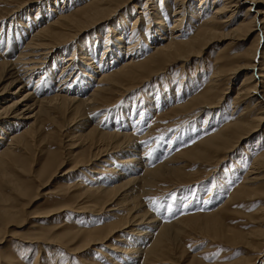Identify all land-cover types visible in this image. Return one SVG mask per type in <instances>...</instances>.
Here are the masks:
<instances>
[{"label": "bare ground", "instance_id": "obj_1", "mask_svg": "<svg viewBox=\"0 0 264 264\" xmlns=\"http://www.w3.org/2000/svg\"><path fill=\"white\" fill-rule=\"evenodd\" d=\"M63 1H66L64 3H68V5L63 4ZM133 1L61 0V6L55 8L59 0H10L8 10L10 16H13L10 22L16 19L24 20L25 17L23 18V16L26 15L29 20H32L33 26L37 25V28L29 35L27 33H30L28 32L30 30L25 28L29 26L30 22L26 20L22 23L20 21V26L25 28L16 32L15 39L11 40V37H7L5 40L2 38L4 31L0 27V168L16 164V159L27 153L30 147L37 142L39 133L45 124L57 115L66 114V121L68 122L66 126L72 127L74 125L77 126L78 130L85 131L89 125L88 121L97 111L104 109L105 111L96 123L90 122V128L86 133L79 131L81 137L90 141L91 147L95 151L93 150L87 160H79L74 169L85 163L88 165L93 158L98 159L100 154H109L111 159L104 160L106 163H113L112 159H115L117 163H123L120 169H117L118 172L111 174L112 179L108 178L110 176L103 179L102 177H95L97 181L86 183L82 178L78 180V182H82L81 185L86 193L101 195V201L105 206L112 205L118 196H121V199L125 201H123L124 203L129 202L130 204L125 209L128 213V219L125 223H115L102 232L105 233L103 236L105 239L110 237L118 228L120 229L122 225L130 227L127 232L130 233L129 235H134L132 237L134 242H131V239L125 241L122 239L126 246L121 244L120 250L123 255L119 256H122L124 262L121 260L120 263L118 260L113 261L112 264H149L156 254L165 249L167 242L171 245L175 238L177 240L180 237L184 227L183 223H179V218L172 221L169 219L165 222L161 221L166 216V218H170L173 212L164 213L158 210L155 213L150 208V200L153 198L151 194L156 182L168 173L173 171L178 173L181 167L174 165L177 160L172 155H167L166 158L159 160L155 166L150 167L149 155L147 154L148 147H144L147 142L144 139L148 141L150 135L152 138V129L144 131L143 135L139 136L135 131L139 127H136L137 123L132 122L133 112L128 114L121 110L108 111L110 99H113V94L115 96V93L120 91H116V89H124L126 92H130L143 85L147 81L145 78L169 69L170 65L178 61H182L181 67H186L194 58L200 57L212 43L225 41V45L220 48V58L217 60L219 65L211 73L205 89L197 96L190 97L189 103L185 106L181 102L178 103L176 108L182 107L180 111L183 112L178 113L177 110L172 113L171 111L172 115L162 116L163 119L174 120L195 110H201L205 111L206 114L203 126L205 130L209 132L208 129L216 127L214 131H210V135L201 137L202 139L198 141V144L192 148L193 151L187 153L189 149L187 152L181 153L180 157H185L186 154L193 156V158L194 156L209 157L210 154L215 155L228 148L230 150L245 135L253 134L254 131L258 130L264 122V71H262L264 70V17H261L264 14V0H189L188 3L186 0H140L135 2L132 9L128 11L129 15L122 16L121 21H119L127 23V20H130L132 27L130 26L128 29L126 26L112 27L110 24L112 28H108V31L102 36H96L95 41L92 40L88 44L86 42L84 48L77 44L74 45L78 34L90 23L104 17L109 18L116 6H128ZM197 1L199 2L198 5L195 3ZM51 2L55 5L54 10H50ZM73 2H76L75 9H73L74 7L71 8ZM246 3L249 4L246 9V16L240 19L237 25L232 26L239 14L237 12L242 4ZM34 5L37 9H41L40 15L38 12L32 16L31 10ZM55 12L54 20H49V15L52 16L51 13ZM190 28H195L196 31L193 33L189 30ZM253 33H255L254 40L239 50L241 42ZM27 35L28 38L25 37ZM98 38L105 42L103 45L101 42L100 44L108 49V53L104 52V54L111 55L110 59H115L113 63L117 62L118 64L112 71L103 68L100 71L102 72L100 77L97 75L98 68L108 65L110 59L100 65L104 56L100 53V63L95 65L98 62L96 55L98 56L100 52L97 49L100 44H96V42L99 43ZM141 40L146 41V45L142 46ZM125 42L128 44L123 46ZM10 44L12 45L10 46ZM71 46L73 47L71 48ZM70 48L72 54L67 58L65 55ZM228 48L234 51L236 48L238 50L234 54L230 53L231 55L224 54ZM60 49H66V51L61 52ZM60 60H66L65 66L63 65L64 67L60 71L62 74L65 70H79L83 64L88 67V72H84L86 73L84 80L88 82L72 90L66 88L67 74L66 78L62 74L57 75V77L49 74V78L42 80L41 73L43 70L48 69L51 72L52 66L55 63L58 64ZM70 67L71 69H69ZM242 72H244L245 77L238 87L234 103L236 106L246 103V107L238 116L232 114L230 123L224 124L223 121L224 123L221 125L222 122L218 123L217 119L213 124L212 121L208 122L209 117L215 115L216 111L221 112L220 110H222V99L227 88H222L221 83L230 81L232 76L241 75ZM199 78L203 77L199 76ZM88 88L91 91L88 92ZM114 91L116 92L114 93ZM173 115L175 117H171ZM106 116L108 118L105 120ZM212 120H214L213 117ZM173 122L170 123L173 124ZM59 124L60 129L59 126L58 129L61 132L65 123L63 121L64 125ZM126 151H130L131 154L125 159H121L120 157L127 153ZM156 155L159 157L160 153ZM63 164L64 162L60 161L56 168ZM141 164L143 171L139 173ZM253 164L252 169L246 171L235 193L230 197L231 199L228 198L227 200H230L226 203L223 201L224 207L239 197H247L256 191L258 187L255 186V183L264 178V149L258 153ZM116 167L115 165L112 169L107 170L116 171ZM104 168L106 167L104 166ZM45 171L46 168L42 166L40 172L39 170L36 171L33 176L38 179ZM259 183L264 184V182ZM262 189L264 188L262 187ZM217 193H213L212 201L215 200ZM143 197H146V200H143ZM154 201L152 202L154 203ZM119 203L118 200L114 204L117 207L111 206L109 210L112 211V214L110 216L120 217L118 210L122 208ZM223 205L219 207L220 210H222ZM187 206L188 203L184 205L185 213ZM69 209L72 208L68 205L61 206L56 213H63ZM92 209L93 206H87L84 211L92 212ZM78 211L83 212L82 210ZM219 211L215 210L214 214L210 212L211 214L206 215V217L213 216L209 221L212 222L211 224L218 223L220 215L216 212ZM261 211L263 214L260 218L264 221V207L261 208ZM14 216L16 214L8 210L6 213L7 223ZM226 232L231 240L244 243L243 246L249 253L250 251L254 253L264 244V228L262 227L253 228L248 232L229 227ZM95 233L97 235L87 234L81 243L84 242L86 245V243L90 244L99 239L97 236L101 232L96 231ZM27 240L31 241L30 239ZM61 247L63 246L61 245ZM198 254L200 253L192 255L191 262L206 264L202 262ZM250 258V255L240 256L222 264H251Z\"/></svg>", "mask_w": 264, "mask_h": 264}, {"label": "rangeland", "instance_id": "obj_2", "mask_svg": "<svg viewBox=\"0 0 264 264\" xmlns=\"http://www.w3.org/2000/svg\"><path fill=\"white\" fill-rule=\"evenodd\" d=\"M60 1L56 4V7L51 2L49 5L50 10H54V7L59 8L62 3L65 4L64 2H66L63 1L61 3ZM137 1L140 0H134L128 6H116L109 18L104 17L90 23L78 34L74 45L77 44L79 47L84 48L86 42L88 44L92 40L95 41L96 36H102L111 25L112 27L126 26L127 29L130 26L132 27L130 20H127V23L119 21H121L122 16L129 15L128 11L132 9ZM186 1L188 3L189 0ZM0 3V27L4 31L3 39L6 40L7 37H11V40L15 39L16 32L22 31L21 28H25L20 26V21L22 23L23 21L26 22V20L30 22L29 26L31 27L25 28L26 30H30L28 31L30 33H27L29 35L37 28V25H34V27L32 20H29V17H26V15L23 16V18L25 17L24 20L16 19L10 22L13 17L10 16L8 10L10 8V0H0ZM195 3L198 5L199 2ZM75 4L76 2L71 3V8ZM65 5H68V3ZM248 6V3L242 4L232 26L237 25L240 19L246 16ZM46 8L48 9V7ZM39 11L41 9H37L34 5L31 10L32 16L36 15ZM51 14L52 16L49 15L48 19L54 20L56 12ZM261 17H264V14ZM189 30L193 31V33L196 31L195 28H190ZM6 34H9V36ZM25 37L28 38V35ZM254 38L255 33L243 40L238 49L241 50L246 45H249ZM98 40L99 43L96 42L97 45L100 42L102 45L105 43L100 38ZM145 42L141 40L140 44L143 46ZM224 42L218 41L212 43L211 46L204 50L200 57L194 58L186 67H181L182 61L173 63L168 67L169 69L145 78L147 81L143 85L136 87L130 92H126L124 89H122L123 91L116 89V91L120 90L121 92L119 91L118 94L114 91V93L116 92V97L113 94V99L111 98L110 104H108V111L121 110L128 114L133 112L132 122L138 124H136V127L139 128L135 131L139 136H142L144 131L152 129V138L150 135L148 141L144 139L147 142L144 145V147H148L147 154L151 153L148 161L150 162V167L152 165L155 166L159 160L166 158L167 155L174 156L177 160V163L174 165L181 167L178 173L177 171L168 173L164 178L156 182L151 194L153 198L150 200V208L155 213L158 210L164 213L167 211L173 212L170 218H166V216L161 221L165 222L168 219L172 221L179 218V223H183L184 227L180 237L177 240L175 238L172 243L169 242L171 245L167 242L168 245L166 244L165 249L156 254L157 256L155 255L149 264H194L191 262V257L197 253H200L198 254L199 257L206 264H222L240 256L249 255L251 256L249 260L251 264H264V244L261 245L259 250L254 253L250 251L249 253L246 247L243 246L244 243L231 240L229 234L226 232L229 227L245 232L253 228H264V221L260 218L261 214H263L261 208L264 207V189H262V187L264 188V184L259 183L264 182V178L255 183V186L258 188L251 195L239 197L226 207L223 205V201L226 203L231 199L230 197L235 193L246 171L252 169L251 166L254 165L253 161L258 153L264 149V122L258 130L254 131L253 134L245 135L230 150L228 148L215 155L210 154L209 157L194 156L193 158V156H188L187 154L185 157H180V154L185 151L187 152L189 149L187 153L193 151L194 149L192 148L198 144V141L202 139L201 137H206L207 134L210 135V131L212 132L216 129L214 127V129H208L209 132H207L203 127L206 118L205 111L195 110L174 120L163 119L165 115L170 116L174 111L178 110V113L183 112L180 111L182 107L176 108L178 103L181 102L185 106V104L189 103L188 100L194 97L193 95L197 96L205 89L211 73L219 65L217 60L220 58V48L222 45H225ZM101 44L97 47L100 52L98 56L96 55L98 62L95 65L100 62V65H103L105 61L108 62L111 58V55L104 54V52L108 53V49ZM127 44L125 42L123 46ZM71 48L66 52L65 57L71 56ZM7 49L10 50L9 48ZM238 49L236 48L235 51ZM63 51H66V49L61 50V52ZM235 51L228 48L224 51V54L228 53L231 55ZM100 53L104 54V56L102 61L99 62ZM107 56L108 58H106ZM65 62L66 60H60L58 62L59 65L55 63V66L53 65L51 68V72L48 69L43 70L41 79L45 80L49 78V74L50 76L55 75V77L62 74L60 71L65 66ZM113 62H115V59H110L108 65L99 67V73L97 72L98 77H100L102 73L100 71L103 68L109 71L115 69L117 62ZM84 72H88V67H85L84 64L79 70H65L62 76L64 78L68 76L66 88L73 90L87 83L88 81L84 80L86 74ZM243 73L232 76L228 82L221 83L222 88H227V92L222 99V110H224H220L221 112L216 111L215 115L209 117L208 122L212 121L211 123L213 124L217 119L218 123L222 122L220 123L221 125L224 122V124L230 123L232 121V114L238 116L246 107V103L238 106L234 103L238 87H240L241 81L245 77ZM199 76L203 78H199ZM57 81L58 78L55 84ZM89 91H91L90 88H88ZM150 108L154 109L149 110ZM104 111L102 109L95 113L94 118L92 117L88 121L89 125L85 131L78 130L77 126L74 125L72 127L66 126L68 124L66 114L57 115L45 124V127L39 133L37 142L30 147L27 153L16 159V164L0 168V264H112L113 261L118 260L120 263L121 260L124 262L122 256H119L123 255L120 247L122 246L121 244L126 246V243H124L126 239H131V242H134L132 239L134 235H129L130 233L127 232L130 230V227L121 225L120 229L118 228L110 237L108 236L105 239L103 237L105 233L103 234L102 232L115 223H125L128 219V213H126L125 209L130 205L129 202L124 203L125 201L121 199V196L116 197L114 201L118 199L122 209L118 210L119 218L112 217L110 216L112 211L109 209L118 200L113 201L112 205L109 204L110 207L109 205L105 206L102 203L103 201H101V195L86 193L81 185L82 182H78L80 178L83 181L85 180V183L89 181L95 182L97 181L95 179L98 177H102L103 179L110 176L108 178L112 179L111 174L118 172L123 163H117L115 159L111 160L113 161L111 164L106 163L104 160L111 159L109 154H100L99 158H96L97 160L93 158L89 161L88 165L85 163L79 168L74 169L75 164L79 160H87L94 150L91 147L90 141L81 137L80 132L86 133L90 128V124L96 123ZM212 117L214 120H212ZM107 118L108 116L105 117V120ZM170 122H173V124ZM59 123L64 125L61 132L59 130ZM126 152L120 157L121 159H125L131 154L130 151ZM159 153L160 156L157 157L158 155L156 154ZM60 161H63L64 164L56 168ZM215 162L218 164L216 165ZM115 165L117 166L116 171L107 170L112 169ZM42 166L46 168V171L41 175L42 178L37 179L33 174L38 170L40 172ZM142 166V164L139 166V173L143 171ZM222 184L223 186H221ZM215 191L218 193L215 200L212 201L211 198L213 193H216ZM228 198L230 199L227 200ZM143 200H146V197H143ZM186 203H188L187 214L183 210ZM66 205L72 209L66 210L63 213H56L59 207ZM221 205H223V211L219 208ZM87 206H93L92 212L84 211ZM115 206L117 207V205ZM8 210L16 214V216L10 218L9 223H7L8 219L6 217ZM78 210H82L83 212ZM215 210H220L216 212L220 215L218 223H216L217 225L209 222L213 216L206 217V215L215 212ZM96 231L101 232L97 236L99 239L90 244L86 243L87 246L82 242L84 243L82 245L81 241L84 240L87 234L97 235Z\"/></svg>", "mask_w": 264, "mask_h": 264}, {"label": "snow or ice", "instance_id": "obj_3", "mask_svg": "<svg viewBox=\"0 0 264 264\" xmlns=\"http://www.w3.org/2000/svg\"><path fill=\"white\" fill-rule=\"evenodd\" d=\"M151 153H149V155H150Z\"/></svg>", "mask_w": 264, "mask_h": 264}]
</instances>
